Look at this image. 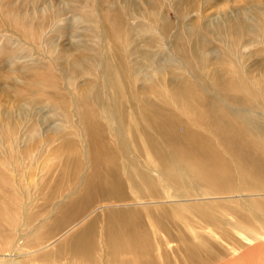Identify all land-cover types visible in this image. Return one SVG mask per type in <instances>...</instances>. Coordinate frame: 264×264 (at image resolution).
Wrapping results in <instances>:
<instances>
[{"label":"bare ground","instance_id":"1","mask_svg":"<svg viewBox=\"0 0 264 264\" xmlns=\"http://www.w3.org/2000/svg\"><path fill=\"white\" fill-rule=\"evenodd\" d=\"M163 26L167 30L168 22ZM250 38L241 39L249 44ZM120 63L124 67L121 58ZM235 70L214 77L216 83L201 75L195 81L203 87L183 79L173 98L162 102L151 100L149 93L159 88L143 75V96L134 100L138 109L116 76L112 116L123 132L112 145L98 119L92 120L88 108L82 110L91 166L79 193L67 190L73 180L53 186L44 199L47 220L34 228L31 218L39 214L28 211L30 203H19L14 184L4 180L0 264L27 259L28 264H264V228L256 232L229 220V207L252 226L264 218V115L229 109L232 101L245 100L264 108V76L259 85H250L237 64ZM197 71L204 72L205 65ZM241 85L243 97L231 91ZM208 87L218 93L200 91ZM167 101L179 111L167 107ZM79 166L75 161L74 177ZM18 194L26 195L23 190ZM56 195L57 208L53 203L49 210Z\"/></svg>","mask_w":264,"mask_h":264},{"label":"rangeland","instance_id":"2","mask_svg":"<svg viewBox=\"0 0 264 264\" xmlns=\"http://www.w3.org/2000/svg\"><path fill=\"white\" fill-rule=\"evenodd\" d=\"M263 11L264 0H0V192L4 180L14 184L19 203H30L28 211L39 214L31 218L34 228L47 220L44 199L53 186L73 180L67 190L79 193L91 166L82 110H90L116 146L123 132L112 116L117 77L137 109L143 75L159 88L149 93L156 102L172 99L183 79L202 86L195 81L201 75L212 78L208 83L233 75L235 64L246 83L258 84L264 76ZM245 36H251L249 44L242 42ZM162 63L164 69L156 71ZM203 65L205 71L198 72ZM242 85L232 93L243 97ZM208 88L200 91L218 93ZM168 106L176 107L167 101ZM241 107L264 115V108L246 100L229 103L231 110ZM75 161L80 166L74 177ZM229 220L256 232L264 228V218L252 226L230 207Z\"/></svg>","mask_w":264,"mask_h":264}]
</instances>
